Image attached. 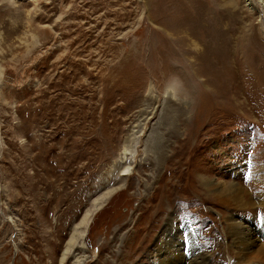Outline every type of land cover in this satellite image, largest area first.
Returning a JSON list of instances; mask_svg holds the SVG:
<instances>
[{"label":"rangeland","instance_id":"1","mask_svg":"<svg viewBox=\"0 0 264 264\" xmlns=\"http://www.w3.org/2000/svg\"><path fill=\"white\" fill-rule=\"evenodd\" d=\"M247 4L0 0V264L57 260L80 214L105 192L100 183L108 164L84 170L91 147L84 140L113 122L112 149L131 146V170L112 174L118 190L88 224L84 262L96 263L100 250L113 264H150L156 235L171 217L196 227L198 249L209 255V264L232 263L222 209L198 192L201 182L188 181H235L255 194L263 188L264 7L252 0V11ZM180 36L185 43L178 44ZM205 48L208 53L200 51ZM52 51L66 55V64L64 86L54 92L55 118L49 119ZM210 77L217 78L214 89ZM175 81L176 91L167 86ZM111 83L127 86L124 95L112 93ZM156 147L168 156L159 164L151 159ZM161 178L174 184L163 193L165 204L175 206L163 210L159 222L151 213L160 204L159 189L153 195L144 185L156 187ZM262 215L256 209L236 217L260 224ZM130 229L126 243L135 241L136 252L129 262L116 250L125 251L121 238Z\"/></svg>","mask_w":264,"mask_h":264},{"label":"bare ground","instance_id":"2","mask_svg":"<svg viewBox=\"0 0 264 264\" xmlns=\"http://www.w3.org/2000/svg\"><path fill=\"white\" fill-rule=\"evenodd\" d=\"M247 1H248L247 5L249 6L248 8L251 9L252 11L255 10V8L252 9L254 7L251 5L252 0H247ZM259 1L261 2V4H263V7H264V0H259ZM257 17L258 16H256V18ZM178 40H179L178 44L179 43L183 44V43H185L186 38L180 36V39H178ZM193 44L196 45L195 41H193ZM208 49L209 48L200 49V51L202 53H204V52L208 53ZM60 55L57 56L56 52H54V51L49 52L47 54L49 85L51 88L50 100H49V103L47 104L48 105L47 108H48V118L49 119L55 118L54 106L58 103V95L54 92L57 90V88L59 86L63 87L64 83H65V64H66L65 59H66V55H61V56ZM59 68H61V71L58 70ZM216 80H217V78H211V77L208 78V84L213 86L212 89H214V82ZM167 84H168L167 85L168 87L170 86L173 89L176 86H178L176 81L173 83H167ZM118 87H120V86H118L116 84L114 85L113 83L110 84V89H111L112 93L116 94V90H117V94H123L124 95V90H125V88H127V86L124 88H118ZM45 93H47V92H45ZM169 94H170V92H169ZM172 95H174V94H172ZM170 96H171V94H170ZM228 96H230V98L232 100H235V98H238L237 94H234V93H231ZM102 104L104 106H106L105 102H102ZM35 110H36V116L34 117V119L38 122L40 119L38 112H41V106L38 105L35 108ZM66 111H67V108H66ZM152 113H154V112H152ZM42 117H43V115H42ZM52 124H53V122H52ZM104 128H105V132H102L100 134H95V133L94 134L89 133L88 135L86 134L87 135L86 139H88V140L85 139L84 141L87 143H91V147H89V150L86 153L87 154V157H86L87 162H86L85 167L83 169L87 171L91 167H94V166L97 167L99 164L100 165L104 164V163L108 164L109 171H107V179L103 180L102 182L100 181L101 182L100 183L101 188H102V190L104 189L105 192L99 198V200H98L99 203L92 204V206H90L89 208H86L85 211H83L80 214L79 219H78V223L75 226V229H73L71 231V233H70L69 237L67 238L64 246L60 249V256L57 258V260L53 259L51 264H86V261L84 262V259H83L84 255L87 252L84 238H85V235L87 234L88 229H89L88 224L90 221H92L93 216L102 207V205H104V203L110 198V196L115 191L118 190V188L115 187L114 184L116 183L115 181H117V180L119 181V179H117L116 176H115L116 179H114L112 174L118 170L120 171V168L122 171H124L126 173H128L131 170L130 169L131 163H132V161H131V158H132L131 146L128 147L127 145H124L121 149H118V148H116L118 150L112 149V142L115 138H117L116 133H115L114 122L112 124H110L109 127L105 126ZM43 136H45V135H43ZM131 139L128 140L129 143L132 141ZM157 142H159V141H157ZM35 145H37V144H35ZM162 146L163 145L161 143L160 147L162 148ZM160 147H159L160 150L156 147V149H158L159 151H156L153 156L151 155V159L152 158L155 159V162H157L158 164L161 161L163 162V159L165 157V154L162 152ZM36 149H37V147H36ZM57 152H59V151H57ZM129 155H131L130 158H128ZM182 156H183V154H182ZM165 158L167 160L168 156H166ZM52 160H53V157H52ZM154 164H153V166H154ZM126 173H124V175ZM180 174H181V172H180ZM87 175H89V173ZM173 175H174V173H173ZM81 176H82V174H81ZM109 176L111 178H109ZM122 180L123 179L120 178V181H122ZM112 181H113V184H111V185H113V186L110 187L109 185H110V182H112ZM180 181H183V180L180 179ZM259 181H260V185L263 188L257 194H255V191H252L249 188L245 187L243 185V183L235 182V181L223 182L220 180L216 181V180L210 179L208 177L200 178L199 176H197L195 178V180L188 181L190 183L191 182L192 183L201 182L204 185V187L200 188L198 190V192L200 194L201 193L203 194V196L205 197V200L207 201V203H209V205H212V206H215V207L222 209V214L220 215L219 221H222V218H225V223H224L225 231H224V239H223V236L221 238L223 240H225L223 242L227 246L226 252L228 254H230V253L233 254V260H232L233 264H256V263L257 264H264V180H259ZM174 182L176 183L178 181H174ZM185 184L186 185L188 184L187 181ZM173 185L171 184L170 179H165V178H161V180L159 181V183L156 187H149L146 184L144 185V187L147 191L150 190L151 188H153V190H152V191H154L153 195L155 193H157V191L159 189V193L161 196L160 204L158 205V208L156 210H154V212H151L152 215L154 216V219L158 220L159 222L162 221V217L159 218V216L162 215L160 213L163 210H165V211H167L168 209L171 210L175 206L174 204L173 205L165 204L164 193H163L166 186H171V188H173ZM260 185L256 184V188H259ZM188 186L192 187V189L189 192L194 193V191H195L194 186H190L189 184H188ZM95 191H97V190L95 189ZM210 191H211V193H210ZM200 194H199V197H201ZM147 196L148 195H146V192H145L144 196H142V200H144ZM171 199L178 200V197L173 194L171 196ZM256 209H260L263 213V215L261 217L260 224L256 220V218L252 221L251 218L247 219V218H243V217L241 218L238 216L236 217V214H238V212H240V211H245L246 213L247 212L253 213V211L255 212ZM233 212H235V213H233ZM126 227L127 226H124V229ZM195 228L196 227H193L192 225H190L187 222V220L179 221L175 218H171V217L168 218L167 217L165 219L164 226H163L160 234L156 235V238L154 241V247H153L152 251L149 250L150 255H151V260L149 261V263L150 264H209L208 263L209 255L205 254L204 252H201L198 249L199 245H198L197 239H196L197 235H198V231ZM131 231H132V229H130L129 231H125V234H124L125 237L121 238L122 248L126 247L128 249V251L126 248L124 249L125 251H123L122 249L120 251L118 249L116 250L118 253V257L124 258V260H128L129 262L132 260L131 257L129 258V256L130 255L132 256L136 252V250H134V244H133V243H135V241L132 242V244H130L131 241L128 239V235L130 234ZM127 240H129L130 242L126 243ZM219 245L220 244L218 243V247L221 249V251H223L225 253V250L222 249V245H220V246ZM223 246H224V244H223ZM55 250L56 249H54V251ZM99 251H98L99 254L97 256L96 263H94V264H100V261L102 263L104 261L105 263L113 264L111 261L113 258H111V260L108 258L102 259V256L100 254L101 251L100 252ZM50 253H52V252H50ZM214 256H215V254L213 256H210V257H214ZM116 260H119V258H116ZM253 260H256V262L254 263ZM105 263H103V264H105ZM126 263H127V261H126ZM117 264H125V261L124 262L121 261L119 263L117 262Z\"/></svg>","mask_w":264,"mask_h":264}]
</instances>
